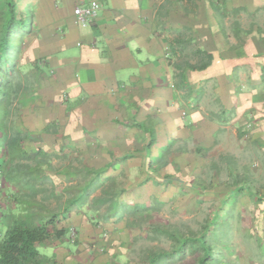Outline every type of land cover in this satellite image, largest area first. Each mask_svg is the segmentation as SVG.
Segmentation results:
<instances>
[{
	"label": "crops",
	"instance_id": "crops-1",
	"mask_svg": "<svg viewBox=\"0 0 264 264\" xmlns=\"http://www.w3.org/2000/svg\"><path fill=\"white\" fill-rule=\"evenodd\" d=\"M89 1H25L34 17L23 59L16 58L22 106L7 128L0 125V170L27 162L16 153L39 152L53 187L46 169L61 155L75 171L178 170L211 153L235 161L247 154L264 166V0H100L96 20L82 26L74 9ZM198 51L213 60L193 70L187 61ZM18 137L16 158L11 141ZM229 138L239 148L229 149ZM47 197L38 195L46 204ZM21 199L6 179L0 239ZM81 210H57L66 233L40 245L53 264H139L124 219L93 226L91 207L85 218Z\"/></svg>",
	"mask_w": 264,
	"mask_h": 264
},
{
	"label": "rangeland",
	"instance_id": "rangeland-1",
	"mask_svg": "<svg viewBox=\"0 0 264 264\" xmlns=\"http://www.w3.org/2000/svg\"><path fill=\"white\" fill-rule=\"evenodd\" d=\"M25 1H19L20 10L24 9ZM21 41L18 56L22 60L26 40L22 37ZM19 42L18 38L12 54H15L14 49ZM208 107L212 108L211 105ZM15 119L19 124L18 116ZM225 143L230 145L229 149L237 146L232 138L226 139ZM68 157H52L55 168L52 171L46 169V172L55 177L57 185L53 184V190L49 184L52 179L46 174L49 177V188L42 194L48 196L47 204L55 211L61 210L72 195L67 191L72 176L77 182L83 178L77 171L65 169L64 166L69 163ZM72 157L75 164L70 166L76 167V163H79L76 158L79 156ZM234 161L229 154L211 153L201 161L194 158L187 166L181 164L183 168L178 170L120 168L110 169L108 174L103 175L106 177L112 174L116 178L115 190L118 191L122 204L127 206L124 220L133 242L132 256L136 262L147 264L150 254L173 253L174 247L182 238L197 237L201 240V235L204 234L207 245L213 251L207 264H264V221L261 216L263 201L260 197L264 196V166L251 160L247 154L240 156V161ZM3 171L6 173L5 169ZM68 173L70 174L67 175ZM146 173L152 175L150 180ZM65 181L68 185L63 188ZM107 186L110 190L114 185ZM232 190L235 194L227 196ZM100 195L101 191H96L88 204L83 208L79 207L82 209V216ZM98 207L100 221L94 220L91 217L93 213L87 212L90 224L102 226L106 222L117 220L104 219L108 205ZM101 235V239L105 240L109 233L103 232ZM96 243L97 241L93 242ZM191 244L186 246L182 258L174 253L170 257H162L160 264H196L204 250L193 243L196 245L194 249ZM40 252L45 255L43 249Z\"/></svg>",
	"mask_w": 264,
	"mask_h": 264
},
{
	"label": "trees",
	"instance_id": "trees-1",
	"mask_svg": "<svg viewBox=\"0 0 264 264\" xmlns=\"http://www.w3.org/2000/svg\"><path fill=\"white\" fill-rule=\"evenodd\" d=\"M19 1L0 0V125L6 128L12 110L17 111L22 106L19 100L22 85L18 79L20 73L17 69L16 58L21 51L22 37L30 31L34 17L30 7L20 10ZM18 38L20 42L14 49L15 54H12L14 43ZM195 54V62L187 61V65L193 70L205 69L213 60L212 55L205 51H198ZM183 76L180 74L182 79ZM18 134H21V131H18ZM20 140L21 138L18 137L17 140L11 141L12 155L16 158L21 155L27 158V162L16 163L6 173V179L16 188L19 199H22L18 200V207L12 215V223L0 239V264H53L55 259L42 254L40 245L52 237H62L66 230L57 227L59 222L58 211L51 209L48 204L38 199V195L48 191L49 188V185L45 184L49 183V177L41 169L42 166L49 165V163H46L45 154L39 152L34 155H28L27 152L20 153L18 146ZM13 151L20 154L16 153L18 154L16 155ZM76 171L79 175H83V178L80 182L76 181L67 187V191L71 192L72 195L68 198L65 209L83 207L90 202L96 191L100 190L101 195L96 197L92 203L91 213L93 215L91 217L100 221V208L98 206L108 205L104 219L117 218L118 221L123 220L127 206L122 204L119 193L115 190L116 178L114 176L103 177L108 168L96 169L86 166ZM108 184L114 186L109 190ZM51 188L54 190V187ZM121 192H124V189H121ZM107 194L108 196H106ZM261 199L263 201L262 218L264 221V197ZM190 243L198 244L204 250V254L198 258L196 264H207L213 255V251L211 246L207 245L204 234L201 235V240L197 237L182 238L174 247L173 253L156 252L150 254L147 264H160L162 257H170L174 253L182 258L186 246Z\"/></svg>",
	"mask_w": 264,
	"mask_h": 264
},
{
	"label": "built area",
	"instance_id": "built-area-1",
	"mask_svg": "<svg viewBox=\"0 0 264 264\" xmlns=\"http://www.w3.org/2000/svg\"><path fill=\"white\" fill-rule=\"evenodd\" d=\"M101 6L102 4L100 0H91L86 4L76 6L74 9L76 22L82 26L90 25L98 17ZM186 115L187 112L183 111V116ZM5 184H6L5 172L3 170H0V188L4 187ZM70 234H71V238L75 239L77 235V229L75 227H72L70 230Z\"/></svg>",
	"mask_w": 264,
	"mask_h": 264
}]
</instances>
